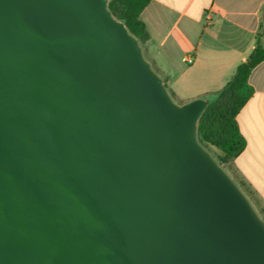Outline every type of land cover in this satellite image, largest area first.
Returning a JSON list of instances; mask_svg holds the SVG:
<instances>
[{
  "label": "water",
  "instance_id": "1",
  "mask_svg": "<svg viewBox=\"0 0 264 264\" xmlns=\"http://www.w3.org/2000/svg\"><path fill=\"white\" fill-rule=\"evenodd\" d=\"M107 0H0V264H264V219Z\"/></svg>",
  "mask_w": 264,
  "mask_h": 264
},
{
  "label": "crops",
  "instance_id": "2",
  "mask_svg": "<svg viewBox=\"0 0 264 264\" xmlns=\"http://www.w3.org/2000/svg\"><path fill=\"white\" fill-rule=\"evenodd\" d=\"M141 18L150 34L145 57L183 104L210 99L258 46L264 48V0H152ZM249 85L252 97L237 117L246 146L227 169L264 213V62Z\"/></svg>",
  "mask_w": 264,
  "mask_h": 264
},
{
  "label": "trees",
  "instance_id": "3",
  "mask_svg": "<svg viewBox=\"0 0 264 264\" xmlns=\"http://www.w3.org/2000/svg\"><path fill=\"white\" fill-rule=\"evenodd\" d=\"M107 2L109 11L126 25L130 34L142 46H145L150 40V34L141 15L152 0H107ZM262 62H264V48L258 46L249 58L237 67L224 88L212 95L200 119L199 141L206 149L214 147L220 152L217 159L222 167L227 168L245 149L246 141L240 131L237 117L253 94L249 77Z\"/></svg>",
  "mask_w": 264,
  "mask_h": 264
},
{
  "label": "rangeland",
  "instance_id": "4",
  "mask_svg": "<svg viewBox=\"0 0 264 264\" xmlns=\"http://www.w3.org/2000/svg\"><path fill=\"white\" fill-rule=\"evenodd\" d=\"M154 68V67H153ZM154 70H156L155 68H154ZM173 99H174V101L177 103V104H183V103H181V101L179 100V99H177V98H174L173 97ZM207 150L213 155V157L218 161V155L220 154V152L216 149V148H214V147H209V148H207ZM224 167V166H223ZM225 168V171L230 175V173H229V170L226 168V167H224ZM231 176V175H230ZM231 178H232V176H231ZM252 202V201H251ZM253 204V203H252ZM253 206H254V208L260 213L261 211L259 210V209H257L256 207H255V205L253 204ZM260 215L264 218V213L263 212H261L260 213Z\"/></svg>",
  "mask_w": 264,
  "mask_h": 264
},
{
  "label": "built area",
  "instance_id": "5",
  "mask_svg": "<svg viewBox=\"0 0 264 264\" xmlns=\"http://www.w3.org/2000/svg\"><path fill=\"white\" fill-rule=\"evenodd\" d=\"M183 61L188 63V64H192L194 62V60L192 58H184Z\"/></svg>",
  "mask_w": 264,
  "mask_h": 264
}]
</instances>
